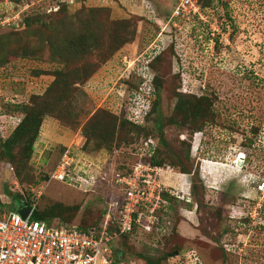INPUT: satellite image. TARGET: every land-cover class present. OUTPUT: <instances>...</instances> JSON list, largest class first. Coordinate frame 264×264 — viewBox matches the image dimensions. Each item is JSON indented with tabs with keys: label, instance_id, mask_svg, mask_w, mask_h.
<instances>
[{
	"label": "rangeland",
	"instance_id": "1",
	"mask_svg": "<svg viewBox=\"0 0 264 264\" xmlns=\"http://www.w3.org/2000/svg\"><path fill=\"white\" fill-rule=\"evenodd\" d=\"M179 1L0 0V14L18 15V23L10 27L0 22V155L26 116L18 106H29L37 117L33 120L42 121L29 159L22 160L23 144L13 150L15 163L0 156V217L17 210L13 197L19 195L41 210L55 204L78 206L66 225L103 224L114 187L106 182L98 187L97 181L149 156L137 154L146 140L137 141L138 134L123 123L126 115L152 130L149 150L161 148L172 159L166 161L169 165L176 162L174 154L185 157L189 152L178 142L179 125L187 141L192 146L196 142L191 173L166 177L168 188L179 197L162 224L167 237L137 234L128 241L126 261L141 264L137 253L150 251L157 257L178 247L180 252L170 255L167 264L184 263L192 251L202 264H264V231L255 222L241 221L255 215L259 204L264 206L258 181L252 183L253 175L264 177V0H209L206 8L200 4L202 19L170 22ZM58 2L66 10L55 12ZM73 38L80 47L72 48ZM171 40L177 42L176 55ZM163 49L155 70L147 68ZM156 74L160 95L152 111L143 95L153 97L154 91L143 77L151 80ZM183 89L190 97L211 98L215 114L207 111L209 117L198 124L184 112L173 116ZM8 104L17 106L13 114L7 112ZM207 118L214 119L205 125ZM161 125L167 145L160 140ZM95 126L115 136L118 149L82 153L83 132ZM195 127L204 130L198 138ZM247 136L253 140L251 147L244 146ZM104 139L105 134L95 138V145ZM69 149L81 154L78 172L71 175L75 180H50ZM241 154L245 159L236 170L234 161ZM183 163L188 166L185 159ZM189 188L193 205L185 201ZM158 239L159 247L153 249L150 244Z\"/></svg>",
	"mask_w": 264,
	"mask_h": 264
},
{
	"label": "built area",
	"instance_id": "2",
	"mask_svg": "<svg viewBox=\"0 0 264 264\" xmlns=\"http://www.w3.org/2000/svg\"><path fill=\"white\" fill-rule=\"evenodd\" d=\"M201 10L198 0H180L169 21L184 18L190 23L202 19ZM0 22L10 27L18 23V15L0 14ZM178 28L174 26L175 31H179ZM150 143H144L137 150L140 157L149 150ZM240 156L234 161L237 168ZM79 159L70 149L65 151L50 174V180L66 182L68 177L75 180L71 175L77 171ZM122 168L120 172H112L111 177L102 174L101 180L97 181L98 187L99 183L106 182L115 189L112 188L104 222L96 231H84L77 225L33 220L36 206L26 219L16 210L6 212L0 217V264H135L126 260L115 261L118 240L129 233L161 237L162 224L172 205L168 195L179 197L165 183V174L174 171L170 166H155L140 159L132 167L124 165ZM254 177L257 180L252 183L258 181L257 192L264 197V178ZM187 201L191 202V199ZM258 208L254 209L255 215L247 216L256 224L264 225L261 220L264 206L259 204ZM188 257L180 264H202L195 251Z\"/></svg>",
	"mask_w": 264,
	"mask_h": 264
},
{
	"label": "trees",
	"instance_id": "3",
	"mask_svg": "<svg viewBox=\"0 0 264 264\" xmlns=\"http://www.w3.org/2000/svg\"><path fill=\"white\" fill-rule=\"evenodd\" d=\"M198 2H199V4H201L205 8L207 6L205 4L210 3L209 0L207 2H206V0H198ZM62 3H64V2H58V4H60V5H57V7L59 9L55 8L56 9L55 12L61 11L62 9L66 10V7H67L66 4L65 5H61ZM80 30H82L83 33H84L86 28L81 27L79 29V32H80ZM81 36H84V35H81ZM75 40H76V38L72 39V41H73L72 48L80 47L81 44H79V45L74 44ZM170 43H172L170 49L176 55V46H175V44H177V42H174V41L171 40ZM169 46H170V44L168 45V47ZM166 49H163L160 52V54L155 56L149 62V64H147V67H149L150 69L152 68V69L155 70L154 65L156 63H158L159 60H161L160 57H162V58L164 57L163 55H164ZM1 66H2V62L0 60V67ZM157 77H158L157 74H156V76L151 77L152 78L151 80H147L146 77L145 78L143 77V82L145 84H147V81H151L150 82L151 83L150 84V88L154 91L153 97L148 96V95H143V96H146L147 99L151 100V103L153 104L152 111H154L158 107V104H159V98L158 97L160 95V92L158 90L159 86L157 84V81H158ZM132 89H136V87L133 86ZM186 92L187 91H184V89H183V90L179 91V94H177L178 99H177V102H176V105H175L173 116L177 115L178 113H183L184 112L186 118L187 117L188 118L191 117L192 118L191 122H194V123L198 124L200 119L205 118L206 115H207V117H209V115L206 113L207 111L214 113V109H213L214 108V102L211 100V98H209L207 96L198 97V98L195 97V96H191L190 97V96L186 95ZM157 95H158V97H157ZM7 108H8L7 112H11L12 108L17 110V106H12L10 104L7 105ZM18 109H19L18 110L19 112L24 113V115L26 114V116L17 125V127L14 130V132L12 133V135L4 142L3 148L6 151L4 152V149H3V152H1V155H0L3 159L11 160L14 163H15L17 157H16L15 153L13 152V150H14V148H16L19 145L23 144V151L21 152L22 160H27V159H29L31 157V154H32V152H33V150L35 148V144L37 142V139H38V137L40 135V129H41V125H42V121L41 120H38V119L37 120H33V118H37V117L30 114L32 109H30L29 106H27V105L18 106ZM16 110H14L15 113L18 112ZM27 113H29V114H27ZM151 113L152 112L149 113L148 117H150ZM124 116H125L127 122H123V123L125 125L129 126V129L134 131V133L138 134L137 141H139L141 139H145L146 142H149L151 135H153L152 130L148 126L138 125L136 122L130 120L129 118L127 119L126 115H124ZM124 116H122V117H124ZM26 118H28V119L26 120ZM29 118H31V119H29ZM172 118L169 119V122H170L171 125H172V123H171ZM213 119L214 118H211L209 120V118H207V121L204 124L206 125L208 123H212L211 120H213ZM173 124H175V123H173ZM125 125H123L122 127L125 128L126 127ZM162 125L160 126V136H161L160 140H161V142H163V143H165L167 145V143H166L167 140L165 139V134H163V132H162V128H163ZM179 127L181 129H180V133L177 135L178 142L180 143V145L184 149L187 148L189 150V152L188 153L185 152V157H182L178 153L174 154V156H175L174 158H176V162H172L171 161V165L176 170L178 169L179 173L190 174L191 171H190L189 168H193V166H190L191 151L193 149V146H192L191 143H189L187 141V135H186V133H184L183 127L180 126V125H179ZM97 129H98V126H95L93 128H87V129L84 130L83 136L86 139V143H85L86 146L84 147V149L86 151L82 148V152H84V153H86V152L88 153L89 151H91V152H101V151L106 150V151H109L110 153H112L116 149H118L117 145L113 146L114 142H115V139H114L115 136L112 135V137H111L108 133H106L105 131H102L101 129H100V132H98L99 130H97ZM194 129H195V132L193 133V135H195L197 132L204 131V130H202L200 128H197V127H195ZM131 130H129V132ZM258 132L259 131L256 130V131H254V134L257 136V135H259V134H257ZM103 134H105V139L102 140V143H104V144L97 143L95 145V142H96L95 138L98 139ZM249 138H250L249 136H247L245 138V140H246L245 145H244L245 147H248V146L251 147V145L253 143V140L252 139L250 140ZM132 140H133V143H135V138L132 139ZM92 142L94 144L93 148L88 149ZM133 143L130 142V141H127L125 144L131 145ZM122 145H123V143H122ZM146 153L149 156L145 159V161L146 162H150L152 165L163 166V165L167 164L166 161L172 160L171 157H168L167 154H165V152L162 151L161 148H158V147H154V148H152L150 150H147ZM184 159L188 163L187 167H185V165L183 163ZM18 174H19V172H18ZM5 190H6L5 193L7 192L8 195L11 194V192L8 189H5ZM168 198L171 200L172 203L175 201V198H171L169 196H168ZM1 201H0V207L2 205ZM34 204H35L34 201H29L28 200V204H27L28 206H33ZM79 209L80 208L78 206L67 207V206H65L63 204H55L52 207L46 208L44 210H41L40 208L36 207V210H35L34 215H33V220L46 221L49 224H53L58 219V220H61V223L60 222L59 223L62 224V225L71 224L73 219L75 218V214L79 211ZM64 212L67 214V216H63L62 215ZM105 214H106V212H105ZM68 216H70L71 218H68ZM103 217H104V214H103ZM241 221L244 222V223H247V224H250V223L253 224V220H251L250 218H245L244 220H241ZM100 225H101L100 221H96V222L91 223L89 225L88 224L80 225L79 228L84 230V231H90V230L96 231L100 227ZM254 227L255 228L257 227L259 231H262V230L264 231V226L263 225H261V226L259 225L258 226V224H257V226H254ZM173 230L178 232L177 231V227H176V230H175V228H173ZM136 235H137V233H129V234H126V235L122 236L121 239L118 240V248H117V250L115 252V261H117V263H119V262H121L123 260H126V256L128 254L127 252L129 251V248H127L128 241H130V239L134 238ZM170 235L171 234H169L168 237ZM165 237H167V235H162L159 239L165 238ZM149 238L150 239H157L158 237L151 235V236H149ZM159 239L156 242V246H155V244L154 245L150 244V245L153 246L152 247L153 249H156L157 247H159V245H157ZM159 243H160V241H159ZM177 248H174L172 252H169V251L165 252V251L162 250L163 252L161 251L160 255H158L157 257L154 256V255L149 254L150 251L147 252V254L143 253V252L142 253H137L135 256L139 260H141V264H167L166 261L168 260V257L170 255H174V254L180 252L181 248H178V249ZM223 251L225 252V255H227L226 249H223Z\"/></svg>",
	"mask_w": 264,
	"mask_h": 264
},
{
	"label": "clouds",
	"instance_id": "4",
	"mask_svg": "<svg viewBox=\"0 0 264 264\" xmlns=\"http://www.w3.org/2000/svg\"><path fill=\"white\" fill-rule=\"evenodd\" d=\"M56 7H54V9H55ZM150 101V104H152L151 103V100H149ZM152 107H153V104H152ZM200 134H202V132H197L196 134H195V136H196V138H198V135H200ZM195 145H196V142H194L193 143V151H194V149H195ZM82 148H83V146H82ZM82 148H81V152H82ZM67 151V150H66ZM80 151V150H79ZM72 152L75 154V156L77 155L78 157H80L81 156V154L80 153H76V151L75 150H72ZM83 153V152H82ZM64 154V153H63ZM62 154V155H63ZM85 154V153H84ZM241 156H242V154H241ZM242 159H245V158H242ZM242 159H241V161H242ZM241 161H239L240 163H238V165H239V167H241L242 165H240L241 164ZM242 163H243V161H242ZM58 164V163H57ZM57 164H56V166H57ZM56 166H55V168H54V170L56 169ZM155 166H159V165H155ZM166 166H170L171 168H173V172L172 173H166L168 176H165V183L167 184V180H166V177H168V179H169V177H172V176H178V177H180V176H182L183 174L182 173H179V172H176V170H175V168L173 167V166H171V165H169V164H166V165H163V166H160V167H166ZM234 168L237 170V166H235V164H234ZM238 169H240V168H238ZM53 170V171H54ZM52 171V172H53ZM51 172V173H52ZM50 173V174H51ZM50 174H49V178H50ZM253 177H254V175H253ZM254 180H256L255 178H254ZM171 188V187H170ZM190 189V193H188V194H186L187 195V199H185V201H186V203L188 204V205H193V200H192V198L190 197V195H191V188H189ZM12 194V193H11ZM189 195V196H188ZM169 196V195H168ZM12 197H13V194H12ZM23 198V197H22ZM171 198H175V199H179V198H176V197H171ZM188 198H190L191 199V202H189V201H187L188 200ZM172 203V202H171ZM28 204V203H27ZM173 205V204H172ZM32 207H34V205L32 206ZM197 210V209H196ZM17 211V210H16ZM263 212H264V210L262 211V214H263ZM246 218H250L249 216H245ZM251 219V218H250ZM241 220H243V218H241Z\"/></svg>",
	"mask_w": 264,
	"mask_h": 264
},
{
	"label": "water",
	"instance_id": "5",
	"mask_svg": "<svg viewBox=\"0 0 264 264\" xmlns=\"http://www.w3.org/2000/svg\"><path fill=\"white\" fill-rule=\"evenodd\" d=\"M241 165V164H240ZM19 205L18 203H16L17 205V212L23 217V218H28V216L30 215L31 211L33 210L34 207L32 206H28L26 202H21L19 201Z\"/></svg>",
	"mask_w": 264,
	"mask_h": 264
},
{
	"label": "flooded vegetation",
	"instance_id": "6",
	"mask_svg": "<svg viewBox=\"0 0 264 264\" xmlns=\"http://www.w3.org/2000/svg\"><path fill=\"white\" fill-rule=\"evenodd\" d=\"M13 198H14V200L16 201V203H18V205H19V203H20L19 201L28 203V200H27L26 198H22V197L19 196V195H15Z\"/></svg>",
	"mask_w": 264,
	"mask_h": 264
},
{
	"label": "bare ground",
	"instance_id": "7",
	"mask_svg": "<svg viewBox=\"0 0 264 264\" xmlns=\"http://www.w3.org/2000/svg\"><path fill=\"white\" fill-rule=\"evenodd\" d=\"M239 161H241V160H239ZM238 163H240V162H238Z\"/></svg>",
	"mask_w": 264,
	"mask_h": 264
}]
</instances>
